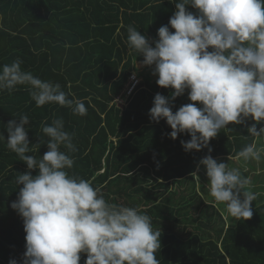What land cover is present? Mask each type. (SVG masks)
I'll list each match as a JSON object with an SVG mask.
<instances>
[{
  "label": "trees",
  "instance_id": "16d2710c",
  "mask_svg": "<svg viewBox=\"0 0 264 264\" xmlns=\"http://www.w3.org/2000/svg\"><path fill=\"white\" fill-rule=\"evenodd\" d=\"M175 2L0 0V66L19 59L22 70L60 84L69 99L82 100L87 108V114L81 116L72 108L54 103L37 107L27 85H18L11 93L0 91V264H10L13 259L23 264L26 252L23 219L11 204L23 187L16 177L29 169L6 147L8 122H19V116L25 114L30 121L26 127L32 149L27 154L40 159L48 151L42 126L62 119L76 148L68 153L75 161L70 174L92 180L93 187H99L109 203L136 207L147 214L154 230L161 231V249L156 253L160 264H238L240 260L235 262V258L241 259L244 254L252 262L264 259L263 250L262 256L252 250L257 242H242L246 249L239 247L236 256L232 242H220L224 227L216 242L203 240L214 233L216 216L222 218L218 209L227 207L215 204L208 194L206 169L200 161L210 154L217 162L233 163L229 157L253 142L248 127L255 120L230 123L211 139V153L208 148L186 151L182 141H189L190 134L181 133L173 139L165 119L157 123L150 118L156 94L165 95L174 89L161 90L147 77L142 86L149 88L151 95L141 89L123 111L113 102L126 85L134 61L144 59L128 46V26L146 35L154 46L161 26L175 31L169 23L177 11ZM187 9L197 13L191 6ZM183 96L190 101L187 91ZM261 127L264 123L257 124L258 130ZM61 150L68 152L63 145ZM263 167L254 165L252 170ZM37 174L38 169L32 170L33 176ZM258 199L252 202L253 215L264 218V198ZM175 208L180 210L172 214V220L195 217L184 221L195 225L193 238L165 232L170 224H161L159 214ZM203 231L205 237L198 234ZM86 258L82 253L80 264Z\"/></svg>",
  "mask_w": 264,
  "mask_h": 264
},
{
  "label": "clouds",
  "instance_id": "9594fccd",
  "mask_svg": "<svg viewBox=\"0 0 264 264\" xmlns=\"http://www.w3.org/2000/svg\"><path fill=\"white\" fill-rule=\"evenodd\" d=\"M175 6L169 21L175 31L161 26L154 46L135 27L127 28L129 48L144 57L143 66L154 65L157 84L174 89L172 100L187 91L192 102L173 112L169 98L158 93L150 118L157 123L165 119L173 139L190 134L189 141H182L186 151L208 148L209 153L211 139L222 129L254 119L248 127L253 142L229 159L259 165L264 160V145L258 146L264 127L257 129L264 123V0H178ZM21 65L17 59L0 66V91L11 93L27 85L37 107L54 103L72 108L74 114H87L82 100L69 99L60 84L42 80ZM29 122L25 114L6 126V147L29 169L16 177L23 187L11 204L24 223L23 264H80L82 253L87 255L84 264H160L156 253L161 231L154 230L151 218L136 207L109 203L92 180L70 174L75 161L68 153L76 148L63 120L42 126L48 151L40 159L27 154L32 150ZM200 164L215 204H225L237 221L251 219L257 194L247 190L250 177L210 154ZM10 264L18 262L13 259Z\"/></svg>",
  "mask_w": 264,
  "mask_h": 264
},
{
  "label": "crops",
  "instance_id": "0c3cea01",
  "mask_svg": "<svg viewBox=\"0 0 264 264\" xmlns=\"http://www.w3.org/2000/svg\"><path fill=\"white\" fill-rule=\"evenodd\" d=\"M0 22H1V15H0ZM0 27H1V24H0ZM142 62L143 61H134L133 68L131 70V74H136L139 77V79L141 80V83H140L141 85H143L145 83L147 77L150 78L149 81L152 82V84H155L157 82L158 76L153 75L154 65L153 66H143ZM145 70H147V73H146V75H148L147 77L143 76V73H145ZM152 77H153V79H151ZM129 78H130V76H129ZM129 78H128V81H127L126 85L122 89L120 95L117 96L113 100V102H115L122 95L124 89L126 88L128 82H129ZM141 89L148 90V94L150 92L149 88H147L145 86H143V88L141 87ZM141 89H139V91ZM161 90H163V87H161ZM139 91L132 98H130L128 100V104L127 105L125 104L126 106L123 105V107L121 108V107H119L117 105L119 107V109L122 110V111L125 110L129 106V103H131L136 98V96L138 95ZM175 103L177 104V106L181 107L183 105H186V104L192 103V102L191 101L187 102L185 96H180V97L176 98ZM262 139H264V138H261L258 141V145L259 146L260 145H264V142L261 141ZM221 162L229 164L230 166L238 165L239 166V170L242 173L244 172V175L247 176V177L254 176V175L258 176V177H255V180L251 179V183L248 186V188L251 187L252 189L250 188V189H247V190H249V191H251L253 193H256L257 197H258L259 194L264 192V190L261 189V188H264V184H263V182H264V180H263L264 179V167L262 169H259V172L257 170L256 171L252 170L254 165H256L258 167L260 165L264 166V160H262L259 165L254 164V161H252V165H251L250 161L249 162H245V161H240V160H235V159H233V163L227 162V161H223V160H221ZM205 176L207 177V175H205ZM260 178H261V180H260ZM254 185H256V186H254ZM258 190H260V192H257ZM208 192H209V190H208ZM241 198H243V196ZM179 210L180 209L175 208L172 211L171 210L170 211H165V210L161 211L160 214H159L160 222H161V224H164V223L170 224L168 228L171 227L172 229H168L167 228L168 230L167 229L165 230V232H168L167 234H174V235L182 237V238L184 236L185 237H189V238H193V236L195 235V225L193 223H191V225L189 226L188 223L184 222V221L192 220L195 217H191V219L186 218L185 220L183 219V217L180 218L179 220H177V219L176 220H172V218H171L172 214L176 215L179 212ZM145 211H147V209H145ZM218 212L222 215V218H218L216 216L215 221L213 220L214 227L216 228L214 233L210 232L212 235L208 236L207 239L206 238L205 239L202 238L203 240H209V241H212V242H216L217 234L221 233V229H223V227H224L225 229H224V232H223V235H222L223 239H221L220 242H222V241L225 242L226 241L225 239H226L227 235L230 233V230H233V229L238 227V225L240 223L239 222L240 220L237 221L235 218L231 217L229 215V213L227 212V210H224V209H222L220 207V209H218ZM163 216H165V217H163ZM187 225H188V228H187ZM174 228H177V229H174ZM198 234H200L201 237H205L204 231L202 233L198 232ZM221 246H222V244L220 245V247Z\"/></svg>",
  "mask_w": 264,
  "mask_h": 264
},
{
  "label": "rangeland",
  "instance_id": "374dc122",
  "mask_svg": "<svg viewBox=\"0 0 264 264\" xmlns=\"http://www.w3.org/2000/svg\"><path fill=\"white\" fill-rule=\"evenodd\" d=\"M146 73H147V70H145V73H143V76L147 77L148 75H146ZM151 79H153V77ZM138 86L139 87L137 88L136 93L139 91V89H141V87L143 88V86L141 84H139ZM172 91H174V90H172ZM172 91H170L169 93H166L164 96L166 98H169L170 103L172 105V110H173V112H175L180 107L177 106V104L175 103L176 99L175 100L171 99ZM164 93H165V91H164ZM151 94L152 93L149 92V95H151ZM261 141L264 142V139H262ZM230 167H234V168H238L239 169L238 165H233V166H230ZM242 174L244 175V172ZM255 177H258V176H255V175L254 176H250V179H254L255 180ZM260 180H261V178H260ZM263 184H264V182H263ZM254 186H256V185H254ZM250 188L251 187H249L248 189H250ZM259 197H263L264 198V192L259 194L258 197L256 198V200L253 201V203H255L257 200H260V199H258ZM239 222L242 225L240 226V223H239L237 228H235L234 230L230 231V232H232L231 236L228 237L225 242H232V244L234 246H236V247H234L235 249L233 250V253L236 256H237V252H240V249H238L239 247H241V250H245L246 249V248L242 247L243 246L242 242H257L258 243L256 245L257 247L252 248V250L255 251V254L257 252L258 254H260L262 256L263 255L262 254V250L264 251V218L260 217V216L253 215L251 219H248L245 222H244V220H240ZM229 258H230V256H229ZM239 260H240V262H239ZM230 261H233V258H231ZM234 261L235 262H239L238 264H264V259L261 260V261H255V262L250 261L248 259V255L247 254H244L241 259L235 258Z\"/></svg>",
  "mask_w": 264,
  "mask_h": 264
},
{
  "label": "built area",
  "instance_id": "2783aa9c",
  "mask_svg": "<svg viewBox=\"0 0 264 264\" xmlns=\"http://www.w3.org/2000/svg\"><path fill=\"white\" fill-rule=\"evenodd\" d=\"M141 83V80L136 74H131L129 78V82L124 89L122 95L116 100L117 104L114 102V104L118 105L119 107H123V105L128 104V100L134 96V94L137 91L138 85ZM125 98V99H124ZM125 105V106H126Z\"/></svg>",
  "mask_w": 264,
  "mask_h": 264
}]
</instances>
